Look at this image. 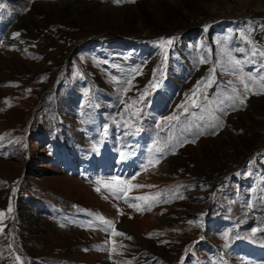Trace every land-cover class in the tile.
Returning <instances> with one entry per match:
<instances>
[{
    "label": "rangeland",
    "instance_id": "rangeland-1",
    "mask_svg": "<svg viewBox=\"0 0 264 264\" xmlns=\"http://www.w3.org/2000/svg\"><path fill=\"white\" fill-rule=\"evenodd\" d=\"M0 3V264H264V0Z\"/></svg>",
    "mask_w": 264,
    "mask_h": 264
},
{
    "label": "snow or ice",
    "instance_id": "snow-or-ice-1",
    "mask_svg": "<svg viewBox=\"0 0 264 264\" xmlns=\"http://www.w3.org/2000/svg\"><path fill=\"white\" fill-rule=\"evenodd\" d=\"M114 2L117 3V4H119V3H120V0H114ZM128 2H134V0H128ZM4 7H5V5H4L3 3H0V9H2V8H4ZM17 35H19V34L17 33ZM166 43H167V44H171V43H172V40L169 39V40L166 41ZM241 82L243 83V81H241ZM209 83H211V81H209ZM244 88H245V91H247V90H248V85H247V84H244ZM233 91H235V89H233ZM195 95H196V90L193 91V96H195ZM236 99L239 100V103H240L241 105H243V104L245 103L244 99H240L238 96L236 97ZM192 106H193V107L198 106L197 103H196V100H195V99L192 100ZM221 111H223V110H221ZM169 119H175V117H170ZM193 142H194V141H193ZM114 179H115V178H114ZM117 182L119 183V181H117ZM97 183H100V181H98ZM96 190H97L98 192L100 191L99 188H97ZM112 194H113L117 199L120 198V196H119L118 193L113 192ZM157 196H159V193L157 194ZM133 199L146 200V199H150V198H148V197H138V198H133ZM125 202L127 203L128 201L126 200ZM130 206H135V205L130 204ZM8 210L11 211V207H9ZM100 219H101L102 223H104L105 225H110V224H111V222H109V221H107V220H104L103 218H100ZM104 230L107 231V229H104ZM114 234H115V235H123L122 233H119V232H116V233H114Z\"/></svg>",
    "mask_w": 264,
    "mask_h": 264
},
{
    "label": "flooded vegetation",
    "instance_id": "flooded-vegetation-1",
    "mask_svg": "<svg viewBox=\"0 0 264 264\" xmlns=\"http://www.w3.org/2000/svg\"><path fill=\"white\" fill-rule=\"evenodd\" d=\"M189 35H190V34H189ZM196 35H197V33H196ZM187 37H188V36H187ZM193 38H194V37H193ZM187 39H188L187 41H189V40L191 39V37H190V38L188 37ZM176 43H177V42H176ZM261 149L263 150L264 148L262 147ZM261 149L257 150V151L255 152L256 154H254V156H255V161H256V162H255V163H256V164H255L256 166H259V164H258V159L262 156L261 153H260V150H261ZM259 153H260V155H259ZM257 158H258V159H257ZM257 168H258V167H257ZM241 173H242V172H241ZM242 174H243V173H242ZM239 176H240V174L237 175V178H239ZM239 179H241V178H239ZM241 180H242V179H241ZM241 180L238 181V183L241 184ZM241 185H242V184H241ZM243 186H244V185H243ZM243 186H242V187H243ZM238 193L241 194V187H240ZM204 224H205V227H206V220H204ZM204 224H203V225H204ZM115 233H116V231H115Z\"/></svg>",
    "mask_w": 264,
    "mask_h": 264
},
{
    "label": "bare ground",
    "instance_id": "bare-ground-1",
    "mask_svg": "<svg viewBox=\"0 0 264 264\" xmlns=\"http://www.w3.org/2000/svg\"><path fill=\"white\" fill-rule=\"evenodd\" d=\"M240 16V15H239ZM241 18V17H240ZM71 165V164H70ZM153 228H158V226H156L154 224V221L152 220V218H146L145 222H144V229L147 231L152 230Z\"/></svg>",
    "mask_w": 264,
    "mask_h": 264
},
{
    "label": "water",
    "instance_id": "water-1",
    "mask_svg": "<svg viewBox=\"0 0 264 264\" xmlns=\"http://www.w3.org/2000/svg\"><path fill=\"white\" fill-rule=\"evenodd\" d=\"M7 38H5V40H6ZM8 40V39H7ZM183 46V48H184V45H182ZM205 213H206V215H208V214H210V210L209 209H206V211H205ZM204 220H206V219H204ZM205 225V224H204ZM217 253H218V257L220 258V260L221 261H223V259H222V257H221V255H220V253H219V251L217 250Z\"/></svg>",
    "mask_w": 264,
    "mask_h": 264
}]
</instances>
